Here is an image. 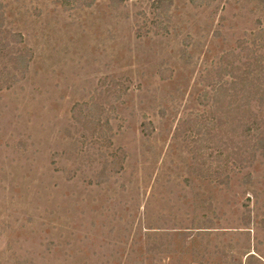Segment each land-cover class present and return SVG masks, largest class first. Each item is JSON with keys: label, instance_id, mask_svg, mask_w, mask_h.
Listing matches in <instances>:
<instances>
[{"label": "rangeland", "instance_id": "1", "mask_svg": "<svg viewBox=\"0 0 264 264\" xmlns=\"http://www.w3.org/2000/svg\"><path fill=\"white\" fill-rule=\"evenodd\" d=\"M0 264H264V0H0Z\"/></svg>", "mask_w": 264, "mask_h": 264}]
</instances>
